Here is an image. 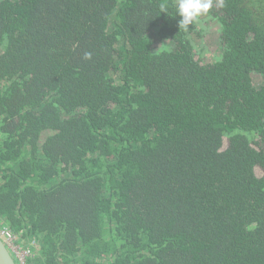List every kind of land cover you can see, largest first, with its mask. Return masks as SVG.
I'll return each mask as SVG.
<instances>
[{
	"label": "trees",
	"instance_id": "trees-1",
	"mask_svg": "<svg viewBox=\"0 0 264 264\" xmlns=\"http://www.w3.org/2000/svg\"><path fill=\"white\" fill-rule=\"evenodd\" d=\"M222 2L204 63L177 0H0V228L26 264H264V0Z\"/></svg>",
	"mask_w": 264,
	"mask_h": 264
},
{
	"label": "rangeland",
	"instance_id": "rangeland-1",
	"mask_svg": "<svg viewBox=\"0 0 264 264\" xmlns=\"http://www.w3.org/2000/svg\"><path fill=\"white\" fill-rule=\"evenodd\" d=\"M193 28L195 30L192 33V37L195 44L197 58L204 63L215 62L219 57L223 55L224 49L222 41L220 40L219 25L217 21L212 17L210 13L208 16L201 17L199 23L193 25ZM155 41L156 48L162 46L160 41ZM255 81L256 86H260L263 82V80L259 77H257ZM261 145H264V143L261 142ZM2 220L5 222V219ZM28 240L29 239L22 241L18 237L16 242L19 245L16 247V250L27 245Z\"/></svg>",
	"mask_w": 264,
	"mask_h": 264
},
{
	"label": "clouds",
	"instance_id": "clouds-1",
	"mask_svg": "<svg viewBox=\"0 0 264 264\" xmlns=\"http://www.w3.org/2000/svg\"><path fill=\"white\" fill-rule=\"evenodd\" d=\"M218 3L223 6L222 0H218ZM213 5L214 0H177V15L181 17L180 28L198 24L201 17L211 13Z\"/></svg>",
	"mask_w": 264,
	"mask_h": 264
},
{
	"label": "built area",
	"instance_id": "built-area-1",
	"mask_svg": "<svg viewBox=\"0 0 264 264\" xmlns=\"http://www.w3.org/2000/svg\"><path fill=\"white\" fill-rule=\"evenodd\" d=\"M0 236L4 241L5 245L16 253L18 258V263L26 264L27 257H30L33 254L31 253V248L34 246L35 242L33 240H29L27 241L28 243L27 245H25L24 247H20L19 249L16 250V247L19 244L16 242V238L14 237L9 227L4 226L3 228H0Z\"/></svg>",
	"mask_w": 264,
	"mask_h": 264
},
{
	"label": "water",
	"instance_id": "water-1",
	"mask_svg": "<svg viewBox=\"0 0 264 264\" xmlns=\"http://www.w3.org/2000/svg\"><path fill=\"white\" fill-rule=\"evenodd\" d=\"M0 264H18L0 236Z\"/></svg>",
	"mask_w": 264,
	"mask_h": 264
},
{
	"label": "bare ground",
	"instance_id": "bare-ground-1",
	"mask_svg": "<svg viewBox=\"0 0 264 264\" xmlns=\"http://www.w3.org/2000/svg\"><path fill=\"white\" fill-rule=\"evenodd\" d=\"M13 233V232H12ZM13 235H14V237L16 238L17 237V235L16 234H14L13 233ZM16 240H17V238H16ZM4 242V241H3ZM9 249V248H8ZM10 251H11V253H12V255H13V257L15 258V260L17 261V263H18V258H17V255H16V253L12 250V249H9ZM19 264V263H18Z\"/></svg>",
	"mask_w": 264,
	"mask_h": 264
}]
</instances>
